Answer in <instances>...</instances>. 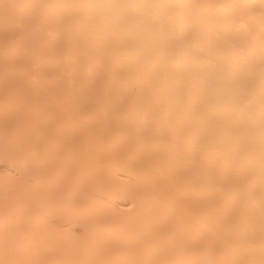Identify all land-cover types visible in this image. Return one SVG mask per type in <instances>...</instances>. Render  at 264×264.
<instances>
[{
  "label": "bare ground",
  "instance_id": "1",
  "mask_svg": "<svg viewBox=\"0 0 264 264\" xmlns=\"http://www.w3.org/2000/svg\"><path fill=\"white\" fill-rule=\"evenodd\" d=\"M0 163V264H264V0H0Z\"/></svg>",
  "mask_w": 264,
  "mask_h": 264
},
{
  "label": "rangeland",
  "instance_id": "2",
  "mask_svg": "<svg viewBox=\"0 0 264 264\" xmlns=\"http://www.w3.org/2000/svg\"><path fill=\"white\" fill-rule=\"evenodd\" d=\"M5 166L6 165H4L3 163H0V175H4V174H7V173H10V174L14 175L15 172L14 171L13 172H10L8 170V168H6V171H4L5 170ZM1 169H3V170H1ZM13 170H15V169L13 168ZM40 198L41 197H39L38 199H35V200H39ZM26 200H28V199H25V200L22 199V201H20L19 198H12L10 202L5 203V204L4 203H1L2 201H0V214L2 213L1 210L2 209H6L5 206L9 207L13 201H20L21 203H23L24 207L26 206L27 208H30L32 205H34V203H36L35 200L29 201V203H26Z\"/></svg>",
  "mask_w": 264,
  "mask_h": 264
}]
</instances>
